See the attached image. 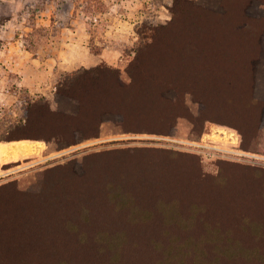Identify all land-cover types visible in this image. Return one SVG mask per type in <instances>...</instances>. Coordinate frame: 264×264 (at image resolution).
I'll use <instances>...</instances> for the list:
<instances>
[{
  "label": "trees",
  "instance_id": "trees-1",
  "mask_svg": "<svg viewBox=\"0 0 264 264\" xmlns=\"http://www.w3.org/2000/svg\"><path fill=\"white\" fill-rule=\"evenodd\" d=\"M253 1L222 0L217 12L172 0L170 21L140 24L130 82L106 61L68 73L58 92L74 111L29 100L25 121L0 141L66 147L98 136L103 116L125 131L170 134L191 116L187 92L203 119L254 140L264 123V97L252 95L264 9L258 18ZM114 154L42 170L38 190L0 185V264H264V182L248 171L209 179L167 155Z\"/></svg>",
  "mask_w": 264,
  "mask_h": 264
},
{
  "label": "rangeland",
  "instance_id": "rangeland-1",
  "mask_svg": "<svg viewBox=\"0 0 264 264\" xmlns=\"http://www.w3.org/2000/svg\"><path fill=\"white\" fill-rule=\"evenodd\" d=\"M192 2L203 9H223L222 0ZM253 2L258 8L256 16L262 18L259 9L264 6L258 0ZM171 3L172 0H0V130L25 121L22 106L29 100L45 98L53 110L74 111L73 105L59 95L60 84L66 74L93 67L68 63L71 52L75 53L70 46L74 24L88 26L91 35L86 27L79 33L89 41L92 52L107 46L120 51L119 60L111 66L119 68L123 81L130 82L127 67L140 43V24H166L172 18ZM259 43L264 45V39L262 42L259 38ZM255 71L252 95L263 99L264 57L261 64L255 65ZM185 102L191 116L179 117L170 134L125 131L114 119L103 116L98 136L66 147H60L56 140L29 138L38 143L35 153L18 160L0 159V185L16 181L19 190H38L40 171L63 164L80 168L87 157L110 152L128 158L135 154L145 158L171 156L174 164H179L180 159L189 166L184 165L189 172H203L209 179L233 175L234 171L241 176L248 171L254 182L263 183L264 123L259 136L247 140L232 124L203 119L199 102L188 92ZM221 128L234 135L225 137L218 131ZM197 142L205 144L201 151Z\"/></svg>",
  "mask_w": 264,
  "mask_h": 264
},
{
  "label": "crops",
  "instance_id": "crops-1",
  "mask_svg": "<svg viewBox=\"0 0 264 264\" xmlns=\"http://www.w3.org/2000/svg\"><path fill=\"white\" fill-rule=\"evenodd\" d=\"M85 27L87 29L88 34L91 35V32L86 24ZM85 27L80 26V24H74L72 26L74 36H72L71 38L72 41L70 43V46L72 50L75 49V53L73 54L71 52V56L69 57V61H68L69 65L76 67H85V66H94L103 61H106L110 64H114L115 61L117 62L120 58L121 53L116 48L107 46V48L106 47L101 48L100 52L91 51V48L88 46L90 45L89 41L87 43V40H84L79 33L80 30L85 29ZM21 140H29V139H21ZM12 141H19V140H12ZM7 142H11V141H6L5 143Z\"/></svg>",
  "mask_w": 264,
  "mask_h": 264
},
{
  "label": "bare ground",
  "instance_id": "bare-ground-1",
  "mask_svg": "<svg viewBox=\"0 0 264 264\" xmlns=\"http://www.w3.org/2000/svg\"><path fill=\"white\" fill-rule=\"evenodd\" d=\"M218 131L220 134H224L225 137L234 135V133H229L228 130L224 128ZM37 144L38 143L29 140L0 143V159L12 160L35 153L38 148Z\"/></svg>",
  "mask_w": 264,
  "mask_h": 264
},
{
  "label": "built area",
  "instance_id": "built-area-1",
  "mask_svg": "<svg viewBox=\"0 0 264 264\" xmlns=\"http://www.w3.org/2000/svg\"><path fill=\"white\" fill-rule=\"evenodd\" d=\"M198 143V147H197V149H203V146L205 145L204 143H200V142H197ZM201 151V150H200Z\"/></svg>",
  "mask_w": 264,
  "mask_h": 264
}]
</instances>
